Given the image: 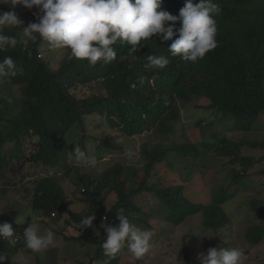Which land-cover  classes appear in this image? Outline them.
Masks as SVG:
<instances>
[{
  "label": "trees",
  "instance_id": "16d2710c",
  "mask_svg": "<svg viewBox=\"0 0 264 264\" xmlns=\"http://www.w3.org/2000/svg\"><path fill=\"white\" fill-rule=\"evenodd\" d=\"M185 2L163 0L162 7L178 16ZM193 2L198 3L199 0ZM213 2L222 8L221 14L216 17L218 46L195 63L180 56H171L168 47L172 41H162L159 36H153L132 54L134 59L127 57L130 45L118 43L114 46L116 60L107 64L98 61L94 66L87 60L69 59L70 51L65 49V57L54 71L42 57L44 40L25 43L19 25L5 28V34L16 37L17 45L15 48L5 46L6 49L0 51V60L11 56L18 72L15 77H0V171L13 161L53 169L50 175L37 181L32 209L45 219L58 223L63 221L67 228L75 227L81 235L66 239L95 247V255L87 264L127 263L121 261L126 257L128 248L123 247L113 258L104 254L101 244L106 238V226L119 227L116 212L120 208L125 210V218L130 223L149 227L152 213H144L143 204L136 201L142 193L153 195L158 210H167L164 220L173 226L181 225L189 217L201 215L205 230L219 231L229 227L230 217L223 206L233 199V195L224 181L217 184L203 182L208 190L201 202H196L187 195L185 186L172 184L166 172H157L161 170L159 165L167 162L171 154H176L186 163L196 159L199 152L190 144H157L153 149H145L144 177L133 189H127L126 183L130 181L129 174L135 173L136 169L132 166L126 168L123 164H117L99 176L78 178L80 186H83L80 201L87 206L89 214L70 209L61 183L64 178L73 179L70 176L73 171L70 169L73 168H67L68 137H73L76 127L81 128L83 136L78 144L86 152L85 142L90 138L86 137L84 127L87 117L93 115L105 117L109 127L119 133V137L133 138L152 129L168 134L172 131L169 123L180 118L178 101L189 102L192 95L207 97L211 101L208 107L224 116L230 114L234 119V131L247 133L253 130L264 114V0ZM176 27H180L179 22ZM150 55H167L170 63L163 69L148 68ZM95 81L102 82L105 95L78 99L72 93L78 86ZM2 83L9 91H3ZM212 136L216 138L217 134ZM244 144L227 137L207 144L217 156L229 157L232 164L240 163L241 170L233 168L228 175L234 184L245 178L254 162L250 157H242ZM247 144L254 149H264V142L249 141ZM97 149L110 151L119 148L112 140H99ZM65 168L62 176L59 172L62 173ZM4 192L0 189V196ZM113 195H116L117 201L108 206L107 200ZM253 209L264 213L259 201L253 202ZM93 213L96 219L92 226L79 229L80 219ZM52 214L56 215V219ZM132 214L137 218H130ZM9 221V215L0 214V222ZM245 236L249 245L256 246L264 241V228L252 225ZM21 240L10 244L0 238V252L9 256L4 264H11L12 256L17 252L29 253L37 258V264H41L38 252L26 249L24 237ZM182 253L185 264H200V260H192L187 246H183Z\"/></svg>",
  "mask_w": 264,
  "mask_h": 264
},
{
  "label": "rangeland",
  "instance_id": "374dc122",
  "mask_svg": "<svg viewBox=\"0 0 264 264\" xmlns=\"http://www.w3.org/2000/svg\"><path fill=\"white\" fill-rule=\"evenodd\" d=\"M0 10L5 12L14 11L22 23L23 28L30 22H35L36 9L31 10L16 5L13 8L9 4H0ZM26 39V38H25ZM42 57L49 63L52 70H57L61 60L65 57V49L51 50L48 42L43 41ZM3 91H9L3 86ZM7 94L6 92H3ZM78 99H90L92 97L105 95L102 82L95 81L85 86H78L72 90ZM189 102L178 101L180 118L174 123H169L172 131L168 134L161 133L158 129H152L141 136L133 138L119 137L108 125L105 117L93 115L87 117L84 133L86 137V152L82 151L90 158L97 160L96 167L84 166L78 163L74 157L75 145L83 136L81 128L73 130V137H68V167L73 170L70 176L74 179H62V185L67 194V205L76 212L89 214L87 206L82 204L83 186H80L78 178L81 176H99L105 170L123 164L126 168L135 167V173L129 174L130 181L126 183L127 189L136 188L144 177V150L153 149L157 144H190L196 147L199 156L190 160V163L181 161L176 154H171L167 162L161 163L157 171L158 174L167 173V179L172 184L183 185L186 192L193 201L201 202L204 193L207 192L203 182L214 183L225 182L230 189L233 199L227 202L223 209L230 217L229 227L219 231L205 230L202 228V216L196 215L186 219L181 225L173 226L164 220L167 210H158L156 199L150 193H142L136 201L142 203L144 213H152L149 219V227L154 232L152 246L148 253L140 258H136L129 250L121 261L126 264H185L183 246H187L191 253L192 260H200V254H207V249L215 246L218 250L227 247L239 248L247 254L248 259L245 264H264V241L256 246L249 245L246 240V232L252 225H261L264 228V213L254 211L253 202L259 201L264 209V149H254L247 143L264 142V114L253 126V130L247 133L234 131V122L231 116L218 113L215 109H208L207 99H199L190 95ZM217 134V137L212 136ZM220 137H227L229 140L246 143L241 148L243 158L250 157L254 162L249 166L245 178L239 183H233L229 173L235 168L241 170L239 162L232 164L229 157L217 156L214 149L207 144L216 143ZM99 140H112L119 149L98 151ZM96 141V142H95ZM130 149L136 152L135 160H128L125 150ZM263 158V159H262ZM165 164V165H163ZM66 168L60 172L62 175ZM156 171V170H155ZM51 168H42L39 165H29L23 162L13 161L9 167L0 171V189L5 192L0 196V214L10 216V221L14 230V236L19 242L23 238L24 230L35 222L40 234H45L51 230L55 234V242L46 249L38 251L41 264H87L90 257L95 255V247L87 243H76L67 240L66 237L80 236L81 233L75 227L67 228L63 221H51L45 219L39 212L32 209L31 203L33 190L39 179L50 175ZM126 175V174H123ZM63 176V175H62ZM73 180L74 182H72ZM82 187V188H81ZM107 205L116 203V195L107 200ZM13 212H17L14 213ZM136 217L135 214L130 218ZM145 220L146 218L143 217ZM56 219V218H55ZM105 225V221H103ZM215 244V245H214ZM124 248H128L125 244ZM11 251L10 253H13ZM128 256H131L130 258ZM11 264H37V258L26 252H17L12 256ZM102 264V263H100ZM104 264V263H103Z\"/></svg>",
  "mask_w": 264,
  "mask_h": 264
},
{
  "label": "clouds",
  "instance_id": "9594fccd",
  "mask_svg": "<svg viewBox=\"0 0 264 264\" xmlns=\"http://www.w3.org/2000/svg\"><path fill=\"white\" fill-rule=\"evenodd\" d=\"M0 4H9L13 8L19 4L29 10L36 9L33 13L35 22L23 28L25 43L45 40L51 50L68 49L69 59L87 60L91 66L98 61L107 64L116 60L117 51L114 46L118 43L130 45L127 57L134 59L132 54L153 36H159L162 41H172L168 47L171 56H180L185 61L195 63L218 46L216 17L222 12L221 6L213 0H199L198 3L186 0L178 16L163 9V0H0ZM177 22L180 23L179 28L176 27ZM21 23L14 11L0 10V51L6 49L5 46L16 47V37L5 34V28H16ZM169 63L167 55H150L147 67L163 69ZM17 72L11 56L0 60V77H15ZM198 98L209 101L206 107L211 104L207 97ZM72 152L78 163L96 167V158L88 157L79 145H75ZM125 155L130 161L137 158L136 152L130 149L125 150ZM124 213L123 208L116 212L120 220L119 227L106 226V238L101 247L106 256L114 258L127 244L128 250L140 258L149 252L154 232L130 223ZM52 217L56 215L52 214ZM95 219L94 213L82 217L79 229L91 227ZM23 237L25 248L33 252L46 249L55 242L53 231L40 234L33 221L24 230ZM0 238L10 244L19 241L14 236L12 224L8 222H0ZM8 259L6 253L0 252V264ZM247 259L244 251L233 247L220 250L210 247L206 255L200 254V264H245Z\"/></svg>",
  "mask_w": 264,
  "mask_h": 264
},
{
  "label": "built area",
  "instance_id": "2783aa9c",
  "mask_svg": "<svg viewBox=\"0 0 264 264\" xmlns=\"http://www.w3.org/2000/svg\"><path fill=\"white\" fill-rule=\"evenodd\" d=\"M53 216H55V215L53 214ZM15 241H16V239H15Z\"/></svg>",
  "mask_w": 264,
  "mask_h": 264
}]
</instances>
